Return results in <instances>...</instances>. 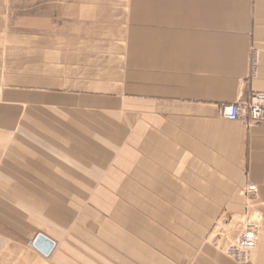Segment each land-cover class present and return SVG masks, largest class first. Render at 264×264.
Returning a JSON list of instances; mask_svg holds the SVG:
<instances>
[{
	"label": "crops",
	"instance_id": "1",
	"mask_svg": "<svg viewBox=\"0 0 264 264\" xmlns=\"http://www.w3.org/2000/svg\"><path fill=\"white\" fill-rule=\"evenodd\" d=\"M3 84L0 264H239L247 210L264 264V122L221 114L264 93V0H0Z\"/></svg>",
	"mask_w": 264,
	"mask_h": 264
},
{
	"label": "built area",
	"instance_id": "2",
	"mask_svg": "<svg viewBox=\"0 0 264 264\" xmlns=\"http://www.w3.org/2000/svg\"><path fill=\"white\" fill-rule=\"evenodd\" d=\"M260 54L254 50L251 59L252 76L258 75L260 65ZM221 114L229 121H241L246 126L258 125L264 122V93H254L248 99L225 104ZM257 186L248 184L243 192L250 196L257 194ZM259 240L258 226L247 225L239 234L237 239L228 245L227 254L229 257L240 263H248L257 248Z\"/></svg>",
	"mask_w": 264,
	"mask_h": 264
},
{
	"label": "rangeland",
	"instance_id": "3",
	"mask_svg": "<svg viewBox=\"0 0 264 264\" xmlns=\"http://www.w3.org/2000/svg\"><path fill=\"white\" fill-rule=\"evenodd\" d=\"M259 54H260V52H259V50H256ZM260 56V55H259ZM42 71V69L40 68V69H37V70H35V74H42L43 72H41ZM18 74H22V75H26L28 72H26V71H18L17 72ZM15 85V84H14ZM5 87H7L6 86V84H3L2 86H0V102H3L4 103V105H6V106H10V105H12V103L11 102H14V111L16 110V109H20V108H22V107H25L27 104H24L22 101H20V96H17L16 95V93H14V97H9V98H11V100L9 99V100H7L6 98H5V95L7 94V91H5ZM9 94V93H8ZM11 96V95H10ZM7 111H8V113H7V116H8V118L9 117H11L12 116V113H11V109L9 108V109H7ZM20 111H21V109H20ZM16 116V115H15ZM20 116V115H19ZM25 118H26V115H25V113L22 115V116H20V118H19V120H20V122L21 121H24L25 120ZM25 133V132H24ZM5 153H10V151H5ZM8 166H9V170H12V171H14V163H12V162H10V164H8ZM244 190V189H243ZM243 194L244 195H246L244 192H243ZM246 196H248V195H246ZM256 195H254V196H252V195H250V196H248V200L252 197V198H254ZM84 198H85V196H84ZM262 219H263V214L262 213H258V212H252V211H250V210H247L246 212H245V215H241V216H239L238 217V222H237V224H239L240 225V228H241V230H239V232H237V233H234L233 231H226L225 233H220L219 231V235H218V237L221 239L222 237V239H221V241H218V243H216V244H218V246H219V248L221 249V250H223L225 253H226V255H228L227 254V252H226V250H227V247H228V245L229 244H231L232 242H234L236 239H237V237L239 236V234L242 232V230L247 226V225H249V224H255V225H257L258 226V230H259V235H260V228H261V222H262ZM224 234V235H223ZM217 237V238H218ZM214 239V238H213ZM231 258V257H230ZM251 259H252V257H251ZM251 259H250V261L248 262V263H240V262H238L239 264H250V262H251ZM234 260V259H233ZM235 261V260H234ZM237 262V261H236Z\"/></svg>",
	"mask_w": 264,
	"mask_h": 264
},
{
	"label": "water",
	"instance_id": "4",
	"mask_svg": "<svg viewBox=\"0 0 264 264\" xmlns=\"http://www.w3.org/2000/svg\"><path fill=\"white\" fill-rule=\"evenodd\" d=\"M34 247L37 248L39 251H41L44 254H49L52 249L54 248V241L51 240L46 235L40 233L36 239L34 240Z\"/></svg>",
	"mask_w": 264,
	"mask_h": 264
},
{
	"label": "bare ground",
	"instance_id": "5",
	"mask_svg": "<svg viewBox=\"0 0 264 264\" xmlns=\"http://www.w3.org/2000/svg\"><path fill=\"white\" fill-rule=\"evenodd\" d=\"M82 179H83V177H81ZM92 184H94V183H92ZM73 192V191H72ZM114 237V236H113ZM139 238V237H138Z\"/></svg>",
	"mask_w": 264,
	"mask_h": 264
}]
</instances>
